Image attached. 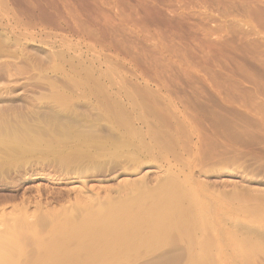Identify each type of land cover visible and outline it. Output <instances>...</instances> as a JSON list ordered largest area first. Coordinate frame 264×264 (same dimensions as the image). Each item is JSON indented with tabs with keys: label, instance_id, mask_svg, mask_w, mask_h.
I'll return each mask as SVG.
<instances>
[{
	"label": "rangeland",
	"instance_id": "rangeland-1",
	"mask_svg": "<svg viewBox=\"0 0 264 264\" xmlns=\"http://www.w3.org/2000/svg\"><path fill=\"white\" fill-rule=\"evenodd\" d=\"M101 1H0V251L13 264L100 253L81 250L74 223L178 179L187 222L159 241L135 232L125 248L100 229L93 244L110 239L108 254L90 264H264V1ZM18 136L30 142L17 148Z\"/></svg>",
	"mask_w": 264,
	"mask_h": 264
},
{
	"label": "bare ground",
	"instance_id": "bare-ground-1",
	"mask_svg": "<svg viewBox=\"0 0 264 264\" xmlns=\"http://www.w3.org/2000/svg\"><path fill=\"white\" fill-rule=\"evenodd\" d=\"M1 1V0H0ZM4 1V0H3ZM92 1H98L99 2V0H92ZM103 1V0H102ZM101 1V2H102ZM145 1V0H144ZM147 1V0H146ZM264 1V0H263ZM105 2V1H104ZM127 2V1H126ZM241 2V1H240ZM243 2V1H242ZM245 2H247V1H245ZM254 2V1H253ZM257 2H259V1H257ZM25 3V2H24ZM97 3V2H96ZM96 3H93V4H96ZM100 4V3H99ZM244 3H241V5H243ZM246 4V3H245ZM245 4L243 5V6H245ZM247 4H249V3H247ZM7 5V4H6ZM92 5V4H91ZM98 5V4H97ZM96 5V6H97ZM257 7H258V5L257 4H255ZM255 5L253 4V6L255 7ZM5 6V5H4ZM101 6V5H100ZM238 6H239V4H238ZM243 6H240V7H243ZM252 6V5H251ZM250 6V7H251ZM252 6V7H253ZM98 7V6H97ZM247 7V6H246ZM249 7V6H248ZM260 7V10H261V7L262 6H259ZM258 7V8H259ZM99 8V7H98ZM7 9V8H6ZM11 9H12V7H11ZM69 9V8H68ZM102 9V8H101ZM147 9V8H146ZM250 9V8H249ZM255 8H252V10H254ZM245 10V9H244ZM248 10V9H247ZM256 10V9H255ZM254 10V11H255ZM260 10L258 9V11L260 12ZM264 10V9H263ZM12 11V10H11ZM250 11V10H249ZM13 13H14V11H12ZM102 12V11H101ZM251 12V11H250ZM256 13H257V10L255 11ZM255 12H253V15H254V13ZM262 12H264V11H262ZM5 13V12H4ZM103 13V12H102ZM17 14V13H16ZM257 14H260V13H257ZM103 15H104V13H103ZM15 16V15H14ZM105 16H106V13H105ZM255 16H256V14H255ZM258 17H260L259 15H258ZM257 16L255 17L256 19H254V20H257V18H258ZM259 20H261V18H259ZM262 21V20H261ZM261 21H260V24H261ZM257 22V21H256ZM263 23V22H262ZM258 25H260L259 23H257ZM263 25V24H262ZM256 32V31H255ZM118 101V100H117ZM116 101V102H117ZM115 102V101H114ZM76 103V102H75ZM78 103H76V105H77ZM118 104V103H117ZM111 105V104H110ZM123 106V105H122ZM121 107V106H120ZM83 108V107H82ZM110 108V107H109ZM97 109V108H96ZM106 109V108H105ZM111 109V108H110ZM114 108H112V110H113ZM66 110V109H65ZM72 109H70V111H71ZM81 110V109H80ZM62 111V110H61ZM69 111V112H70ZM73 111V110H72ZM81 111H84V109L83 110H81ZM88 111V110H87ZM100 112H101V110H99ZM98 111V112H99ZM123 111H125V110H123ZM130 111V110H129ZM74 112V111H73ZM86 112V111H85ZM89 112V111H88ZM99 112V113H100ZM75 113V112H74ZM79 113V112H78ZM81 113V112H80ZM122 113V112H121ZM124 113V112H123ZM131 113V112H130ZM77 114V113H76ZM114 114H115V112H114ZM114 114H113V116H114ZM127 114V113H126ZM40 115V114H39ZM79 115V114H78ZM80 115H82V114H80ZM79 115V116H80ZM117 115V114H116ZM130 115V114H129ZM134 115V114H133ZM49 116V115H48ZM62 116V115H61ZM76 116V115H75ZM74 116V117H75ZM78 116V117H79ZM118 117L120 116V113H118V115H117ZM128 116V115H127ZM135 116V115H134ZM137 116V115H136ZM41 117V116H40ZM82 117V116H81ZM80 117V118H81ZM84 117H86V116H84ZM88 117H90V116H88ZM52 118H54L53 116H52ZM59 118V117H58ZM61 118V117H60ZM64 118V117H63ZM73 118V117H72ZM77 118V117H76ZM92 118H94V117H92ZM115 118H116V116H115ZM129 118V117H128ZM138 118V117H137ZM140 118H141V116H140ZM139 118V119H140ZM54 119H56V118H54ZM73 119H75V118H73ZM121 119V118H120ZM124 119H126V118H124ZM142 119V118H141ZM64 120V119H63ZM62 120V121H63ZM72 120V119H71ZM87 121L86 119H81L80 121H81V123L83 124L85 121ZM129 120V119H128ZM51 121V120H50ZM75 121V120H74ZM73 121V122H74ZM108 121V120H107ZM117 121V120H116ZM120 122H121V120H119ZM123 121H125V120H123ZM131 121V120H130ZM53 122H54V120H53ZM78 122V121H77ZM180 122V121H179ZM45 123V122H44ZM60 123V122H59ZM64 124H65V122H63ZM62 123V124H63ZM70 123V122H69ZM76 123V122H75ZM79 123V122H78ZM87 123V122H86ZM117 123V122H116ZM58 124V123H57ZM95 124V123H94ZM102 124V123H101ZM118 124V123H117ZM124 124H125V122H124ZM128 124H129V122H128ZM54 125V124H53ZM66 125V124H65ZM119 125V124H118ZM130 125H132V124H130ZM72 126V125H71ZM82 126V125H81ZM91 126V125H90ZM89 126V127H90ZM101 126V125H100ZM152 126H154V124L152 125ZM10 127V126H9ZM39 127V126H38ZM66 127H68V126H65V128ZM84 127V126H83ZM92 127V126H91ZM128 127V126H127ZM173 127V126H172ZM11 128V127H10ZM31 128H33L32 126L30 127V129ZM58 128V127H57ZM97 128V127H96ZM96 128H95V126H94V129L96 130ZM131 128V127H130ZM132 128H135V127H132ZM29 129V128H28ZM29 129V130H30ZM35 129H37V128H35ZM35 129H33V130H35ZM41 129V128H40ZM46 129V128H45ZM91 129V128H90ZM93 128H92V131H94V133L96 132L95 130H94ZM103 129H104V127H103ZM203 129H206V128H203ZM208 129V128H207ZM6 130V129H5ZM42 130H44V128H42ZM41 130V131H42ZM58 130H60V129H58ZM68 130V129H67ZM86 130V129H85ZM99 130V129H98ZM132 130V129H131ZM17 130H15V132H16ZM21 131V130H20ZM36 131V130H35ZM38 131V130H37ZM45 131V130H44ZM77 131V130H76ZM75 131V132H76ZM88 131V130H87ZM91 131V130H90ZM4 133H5V131H3ZM22 132V131H21ZM26 132V131H25ZM43 132V131H42ZM48 131L46 130V133H47ZM56 132V131H55ZM65 132H66V129H65ZM78 132V131H77ZM81 132V131H80ZM119 132V131H118ZM133 132H134V129H133ZM136 132V131H135ZM152 132V131H151ZM4 133H3V135H4ZM12 133V132H11ZM23 133V132H22ZM27 133V132H26ZM39 133V132H38ZM45 133V132H44ZM67 133V132H66ZM70 133V132H69ZM68 133V134H69ZM84 133V132H83ZM88 133H89V131H88ZM107 133V132H106ZM105 133V134H106ZM217 133V132H216ZM215 133V134H216ZM28 134V133H27ZM59 134H62V132H59ZM78 134V133H77ZM91 134V133H90ZM114 134V133H113ZM135 134V133H134ZM133 134V135H134ZM138 134H139V132H138ZM11 135V134H10ZM29 135V134H28ZM46 135V134H45ZM47 135H48V133H47ZM63 135V134H62ZM71 135V134H70ZM79 135H81V134H79ZM92 135V134H91ZM91 135H88V136H86L85 134L84 135H81L82 137H85V138H87V137H90ZM95 136H96V134H94ZM99 135V133L97 134V138L99 137L98 136ZM104 135V134H103ZM115 135V134H114ZM13 136H15V135H13ZM17 136V135H16ZM31 136V135H30ZM50 136H51V134H50ZM49 136V137H50ZM61 136V135H60ZM72 136V135H71ZM70 136V137H71ZM93 136V135H92ZM105 137H106V135H104ZM122 136V135H121ZM120 136V137H121ZM134 136H137V133H136V135H134ZM170 136V135H169ZM209 136V135H208ZM211 136V135H210ZM4 137V136H3ZM19 137V136H18ZM25 137V136H24ZM37 137V136H36ZM69 137V138H70ZM104 137V138H105ZM118 136H116V137H113L112 136V138H117ZM120 137H119V139H120ZM22 138L23 137H21V139H20V137H19V139H16V140H14L13 141V144H16L17 145V148H18V146L20 147V148H22V147H24V142L25 141H23L22 140ZM26 138V137H25ZM25 138H23L24 140H27V138L29 139L30 137H27L26 139ZM32 138V137H31ZM52 140H53V138H52V136L50 137ZM72 138V137H71ZM96 138V137H95ZM101 138H102V136H101ZM111 138V137H110ZM11 139V138H10ZM45 139V138H44ZM118 138H117V140H119ZM132 139V138H131ZM134 139V138H133ZM158 139V138H157ZM160 139V138H159ZM158 139V140H159ZM174 139V138H173ZM172 139V140H173ZM30 140V139H29ZM29 140H27V143H28V141ZM38 140V139H37ZM48 140V139H47ZM110 140V139H109ZM127 140V139H126ZM139 140V139H138ZM163 140V139H162ZM162 140H160V141H162ZM12 141V140H11ZM32 141H35V139H33ZM31 141V142H32ZM54 141V140H53ZM56 141V140H55ZM60 141V140H59ZM132 141V140H131ZM131 141H126V142H130V144H131ZM136 141V140H135ZM140 141V140H139ZM30 142V141H29ZM39 142L40 141H36V142H34V144L32 145L31 143H29V144H31L32 146H38V145H40L39 144ZM45 142V141H44ZM48 142V141H47ZM118 142V141H117ZM133 142V141H132ZM137 142V141H136ZM135 142V144H137ZM26 143V144H27ZM74 143V142H73ZM122 143H123V139H122ZM140 143V142H139ZM139 143H138V145H139ZM142 143V142H141ZM8 144V143H7ZM44 144V143H43ZM42 144V145H43ZM64 143H62V145H63ZM98 144H99V142H98ZM103 144V143H102ZM120 144V143H119ZM128 144V143H127ZM142 144H144V143H142ZM146 144V143H145ZM144 144V145H145ZM5 145V144H4ZM11 145H12V143H11ZM74 145V144H73ZM94 145H95V143H94ZM93 145V146H94ZM96 145H97V143H96ZM112 145V144H111ZM123 145V144H122ZM8 146V145H7ZM9 146H10V144H9ZM30 146V145H29ZM29 146H27V147H29ZM50 146V145H49ZM91 146V144L89 145V147ZM93 146H91V147H93ZM104 146V144L102 145V147ZM130 146V145H129ZM2 147V146H1ZM1 147H0V149H1ZM12 147V146H11ZM16 147V146H15ZM25 147H26V145H25ZM31 147V146H30ZM29 147V148H30ZM71 147V146H70ZM73 147V146H72ZM82 147V146H81ZM101 147V143L98 145V146H95V147H93L94 148V150L96 151H98V149L101 151V150H103L105 147H103L102 148ZM146 147V146H145ZM149 147V146H148ZM167 147V145L165 146V148ZM9 148V147H8ZM13 148V147H12ZM11 148V149H12ZM28 148V149H29ZM169 148V147H168ZM171 148V147H170ZM173 148V147H172ZM10 149V150H11ZM24 149V148H23ZM27 149V148H26ZM38 149V148H37ZM40 149V148H39ZM45 149H47V148H45ZM72 149V148H71ZM82 149L83 148H81V151H82ZM84 149H86V148H84ZM83 149V150H84ZM174 149V148H173ZM229 149V148H228ZM63 150V149H62ZM92 150V149H91ZM175 150V149H174ZM222 150H225V151H227L226 150V148L225 149H222ZM19 151V150H18ZM61 151V150H60ZM71 151V150H70ZM76 151H80V150H76ZM80 151V152H81ZM90 152V153H84V154H82L81 155V157L82 156H85V158H81V159H86L87 158V156L86 155H93V156H95V154H96V152ZM105 151V150H104ZM170 151V150H169ZM168 151V152H169ZM176 151V150H175ZM225 151H224V153H225ZM2 152V151H1ZM15 152H16V150H15ZM17 153V152H16ZM69 153V152H68ZM112 153V152H111ZM221 153V152H220ZM229 153V152H228ZM238 153H240V152H238ZM67 154V153H66ZM109 154H110V152H109ZM226 154V153H225ZM231 154H233V152L231 153ZM237 154V153H236ZM241 154V153H240ZM5 155H8V154H5ZM10 155V154H9ZM69 155V154H68ZM71 155V154H70ZM69 155V156H70ZM74 155H76V154H74V153H72V156H74ZM77 155H79V157H80V153H78ZM90 155H89V157H90ZM221 155V154H220ZM228 155V154H227ZM235 155V154H234ZM239 155V154H238ZM238 155H236V156H238ZM69 156H68V158H69ZM229 156V155H228ZM235 156V157H236ZM76 159H77V157L76 156H74ZM118 157V156H117ZM241 157V156H240ZM65 158H67V156L65 157ZM72 158V157H71ZM74 158V159H75ZM91 158H93V157H90V160H91ZM225 158V157H224ZM239 158V157H238ZM73 159V160H74ZM119 159V158H118ZM225 159H227V158H225ZM233 159H234V157H233ZM70 160V158L68 159V161ZM72 160V159H71ZM70 160V161H71ZM78 160H79V158H78ZM86 160H88V158L86 159ZM95 160V159H94ZM81 161V160H80ZM65 162H67V161H65ZM109 162V161H108ZM126 162V161H125ZM125 162H123V163H125ZM88 163V162H87ZM79 164V163H78ZM90 164V163H89ZM136 166V165H135ZM164 175V174H163ZM162 175V176H163ZM174 177V176H173ZM173 177H171L173 180H176V178L174 179ZM170 179V178H169ZM168 179V180H169ZM168 180H166V181H168ZM177 181H180V180H178L177 179ZM177 181H172V180H170V182H167L168 184H166V182H163V184L161 183L159 186H157V187H154V188H150V190L149 189H145V190H143V189H140V191H137L136 193H131V194H129L127 197H125V198H123L121 201L119 200V201H117V202H113V203H107V204H105V206H101V207H97L98 209H93L92 208V211H88L89 213H87L88 215L82 220V221H80L79 223H74L73 225L76 227L77 226V228L78 229H75V227H73V231L74 230H78L79 231V234H80V232H82V234H77V237L78 236H80V237H82V238H80V239H83V240H81V241H83V245L82 244H80L79 245V247L81 248V250H83L82 249V247L84 246V245H87V247L89 246V248H93V249H95V248H98L97 250H100V253H103L104 251H102V250H104V249H102V248H100V247H102V245H100L101 244V242H103L104 241V239L106 238L105 236V238L103 239V241H101L100 242V244L99 245H97V244H93V243H96V239H94L93 240V237H94V235L96 234V231H97V233H99L98 231L101 229H103V234H104V230H111L110 232L111 233H109V234H111V236H110V238H111V240L113 241V242H117V244H118V248H122V246L124 245H122V243L123 242H125L126 241V239H128L129 237H130V235L131 234H135L136 235V233L137 232H144L145 233V236H143V240L145 239L144 237H146L147 238V240H148V238H149V240L150 241H152V240H156V238L157 237H159L161 234H163V235H165V233H167V232H169L170 230H169V228H173V226L174 225H182V222L184 223V221L186 220H184V218H182V216L181 215H183L184 213L186 214V212H183V208H182V205H180L181 203V201L182 202H184V200H181V199H183V198H185L188 194H186L185 192H183L181 189H180V185H181V182H180V185H178L179 184V182H177ZM165 183V184H164ZM184 185V184H183ZM80 188V187H79ZM186 187H184L183 188V190L184 191H186ZM81 191V190H80ZM90 191V190H89ZM187 191H188V189H187ZM186 191V192H187ZM85 192V191H84ZM87 192V191H86ZM85 192V193H86ZM84 193V194H85ZM188 193H189V191H188ZM82 194V193H81ZM90 194V193H89ZM92 194V193H91ZM125 194V193H124ZM190 196V195H189ZM193 197V196H192ZM194 197H196L195 195H194ZM147 198L148 199H151L152 200V203L150 204L149 203V201L148 202H146V204H145V201L147 200ZM187 198V197H186ZM188 199V198H187ZM151 200H150V202H151ZM179 200H181L180 202H179ZM192 200V199H191ZM189 201H190V198H189ZM90 202V201H89ZM148 203V204H147ZM190 203H192V202H190ZM200 203V202H199ZM150 204V205H149ZM199 205V206H198ZM186 206V205H185ZM201 205L200 204H197V206H194V208H192V211L194 212V210L193 209H196L197 207H200ZM187 207V206H186ZM189 207V206H188ZM191 207V206H190ZM196 207V208H195ZM185 209V208H184ZM190 209V208H189ZM197 209H201V207L200 208H197ZM181 210H182V212H183V214H181ZM203 210L204 209H202V212H203ZM201 211V210H200ZM191 212V211H190ZM197 212H199V210H197ZM205 212H207V211H205ZM200 213V212H199ZM188 214V213H187ZM192 213H190V215H191ZM194 214H197L196 213V211H195V213ZM206 214V213H205ZM207 214H208V212H207ZM206 214V215H207ZM82 215V214H81ZM85 215H86V213H85ZM199 215H201V214H199ZM206 215H203V216H206ZM188 216V215H187ZM195 216V215H194ZM198 217L199 216H197V219H198ZM202 217V216H201ZM207 217V216H206ZM67 218V217H66ZM193 218V217H192ZM205 217H203V219H204ZM69 219V218H68ZM73 219V218H72ZM189 218H187V220H188ZM190 219H191V217H190ZM194 219V218H193ZM196 219V218H195ZM206 219H208V218H206ZM65 220V219H64ZM192 220V219H191ZM209 220V219H208ZM74 221H75V218H74ZM193 221H195V220H193ZM205 221V220H204ZM204 221H202V223L204 222ZM62 222V221H61ZM70 222V221H69ZM68 222V223H69ZM185 222H187V221H185ZM189 222H191L190 220H189ZM199 222V221H198ZM206 222V221H205ZM204 222V223H205ZM207 222H210V221H207ZM60 223V222H59ZM72 223H73V221H72ZM71 223V224H72ZM192 223V222H191ZM62 224H65L66 225V223L64 222V223H62ZM70 224V223H69ZM192 225H193V223H192ZM202 225V224H201ZM203 225H205V224H203ZM58 226V228H59V225H57ZM56 226V227H57ZM67 226V228L68 227H70V226H68V225H66ZM66 226H64V227H66ZM72 226V225H71ZM172 226V227H171ZM185 226V225H184ZM186 226H187V224H186ZM189 226V225H188ZM207 226H209V225H207ZM177 227V226H176ZM180 227V226H179ZM178 227V228H179ZM201 227V226H200ZM205 227H206V225H205ZM54 228V227H53ZM60 228H61V225H60ZM183 228V227H182ZM199 228V227H198ZM202 228V227H201ZM57 229V228H56ZM63 229V228H62ZM184 229V228H183ZM191 229H193V227L191 228L190 227V230ZM208 229V228H207ZM70 230V229H69ZM68 230V231H69ZM169 230V231H168ZM189 230V231H190ZM196 230H197V226H196ZM204 230H205V228H204ZM67 231V232H68ZM73 231H70V233L71 232H73ZM77 231V232H78ZM178 231V230H177ZM181 231H183V230H181ZM185 231V230H184ZM183 231V232H184ZM188 231V232H189ZM192 231H194V230H192ZM199 231V230H198ZM76 232V231H75ZM75 232H73V234L75 233ZM108 231H106V233H107ZM136 232V233H135ZM58 233V232H57ZM95 233V234H94ZM100 233H102L101 231H100ZM63 234H66L65 232L63 233ZM62 234V235H63ZM94 234V235H93ZM140 234V233H139ZM61 235V234H60ZM69 235L70 234H68V237H69ZM74 235H76V233L74 234ZM100 236H102L101 234H99ZM163 235H161L162 236V238H161V236H160V238L161 239H163ZM54 236H56V235H54ZM67 236V235H66ZM73 236V235H72ZM109 236H108V238H109ZM137 236H138V234H137ZM12 237V236H11ZM53 237V236H52ZM51 237V238H52ZM60 237V236H59ZM67 237V238H68ZM103 237V236H102ZM132 237V236H131ZM13 238V237H12ZM57 237H55V239H56ZM63 238V237H62ZM79 238H78V240H79ZM98 238V237H97ZM107 238V239H108ZM193 238V237H192ZM8 239V238H7ZM59 239V238H58ZM65 239H66V237H65ZM73 239V238H72ZM75 239V238H74ZM77 239V238H76ZM141 239H142V237L141 238H139V240L141 241ZM158 239V238H157ZM161 239H160V241H161ZM10 240H12V239H10ZM57 240V239H56ZM55 240V241H56ZM67 240V239H66ZM70 240V243H71V239H69ZM101 240H102V238H101ZM110 240V239H109ZM109 240L108 241H106V239H105V241L103 242V243H105V244H107L108 242H109ZM125 240V241H124ZM129 240V239H128ZM148 240V241H149ZM14 241V240H13ZM63 241V240H62ZM145 241H146V239H145ZM158 241H159V239H158ZM201 242H203L204 241V239H203V241L202 240H200ZM1 242V241H0ZM10 242V241H9ZM51 242V241H50ZM49 242V243H50ZM60 242H61V240H60ZM68 242V240L66 241V243ZM74 242H75V240H74ZM79 242V241H78ZM111 242V241H110ZM147 242V241H146ZM145 242V243H146ZM156 242V241H155ZM155 242H149L150 244H152V243H155ZM4 243V242H3ZM14 243V242H13ZM54 243V242H53ZM65 243V242H64ZM142 242H140V244H141ZM144 243V244H145ZM157 243V242H156ZM198 243L200 244V242L198 241ZM196 244V246L198 245L199 246V244ZM204 243V242H203ZM208 243V242H207ZM7 243H5L4 245H6ZM14 244H16V243H14ZM39 245L38 246H40V244L41 243H38ZM43 244V243H42ZM46 244H48V243H46ZM55 244V243H54ZM68 244V243H67ZM73 244V243H72ZM112 244V243H111ZM111 244H109V245H111ZM117 244H116V246H117ZM128 244V243H127ZM137 244V246H139L138 245V243H136ZM143 244V245H144ZM45 245V244H44ZM49 245V244H48ZM50 245H52L51 243H50ZM56 245H58V244H56ZM109 245H108V249H109ZM115 245V243H113L112 244V248H113V246ZM142 245V244H141ZM140 245V246H141ZM147 245V244H146ZM153 245H156V244H153ZM151 246L150 248H152V247H154V246ZM204 245V244H203ZM254 245V244H253ZM1 246V245H0ZM8 246V245H7ZM60 246V245H59ZM62 246V245H61ZM60 246V247H61ZM64 246V245H63ZM73 246V245H72ZM106 245H103V248L105 247ZM129 246V245H128ZM139 246V247H140ZM147 246H150V245H147ZM146 246V247H147ZM194 246L195 245H193V248H194ZM205 246V245H204ZM203 246V247H204ZM208 246V245H207ZM255 246V245H254ZM2 247V246H1ZM10 248H11V246H9ZM41 247V246H40ZM107 247V246H106ZM124 248H125V246H123ZM131 247H133V246H131ZM138 247V248H139ZM203 247L201 246V248L203 249ZM6 248V247H5ZM46 248H47V246H46ZM53 248V247H52ZM59 248V247H58ZM62 248V247H61ZM60 248V251L62 250ZM64 248V247H63ZM65 248H67V247H65ZM75 249H78V247H74ZM80 248H79V250H80ZM84 248H86V247H84ZM115 248V247H114ZM200 248V250L202 251V249ZM2 249H4V247L2 248ZM48 249H49V246H48ZM51 249V248H50ZM54 249H55V247H54ZM107 249V248H106ZM105 249V250H106ZM110 249H111V246H110ZM116 249H117V247H116ZM208 249H210L209 248V246L207 247V249H206V254H205V251H204V255H207L208 254V256H209V252L207 251ZM43 250V249H42ZM67 251L68 249H64L62 252L65 254V252L64 251ZM69 250H73V249H69ZM121 251H122V249H120ZM129 250H131L132 251V249H129ZM135 250H136V248H135ZM45 251H46V249H45ZM44 251V252H45ZM56 253H57V250H54ZM59 250H58V253L60 252ZM83 251H87L86 252V254H82V255H84V256H77V258H79V259H76V256H70V257H72V258H68V261L67 262H65L66 264H90V263H92V262H96L97 260H101V259H103V256H105L106 254H108V253H105L103 256H102V258L101 259H99L98 257L100 256V255H102V254H100V253H98V251H96V250H94V251H92V250H90V252H92V253H90L88 250H83ZM82 251V252H83ZM102 251V252H101ZM108 251V250H107ZM111 251H114V250H110L109 252H111ZM137 251V250H136ZM136 251H133V252H135L136 253ZM194 251H196V250H193V252ZM201 251L199 252L198 250H197V252H199V254H202L201 253ZM7 252H9V251H7ZM81 252V253H82ZM123 253H124V251H122ZM128 252V251H127ZM203 252V251H202ZM43 253V252H42ZM52 253V252H51ZM55 253V254H56ZM69 253V252H68ZM72 254H73V252H71ZM76 253H78L77 251L74 253V255H76ZM80 253V252H79ZM113 253V252H112ZM111 253V254H112ZM118 253V255H119V252H117ZM54 254V255H55ZM62 254V253H61ZM67 254V253H66ZM65 254V256H67ZM70 254V253H69ZM68 254V255H69ZM100 254V255H99ZM115 254V253H114ZM113 254V255H114ZM120 254L121 255H123L121 252H120ZM125 254V253H124ZM128 254V253H127ZM212 254V253H211ZM43 255H44V253L42 254V258H43ZM47 255H48V252H47ZM47 255H45V256H47ZM60 255V254H59ZM58 255V256H59ZM99 255V256H98ZM131 255V254H130ZM135 255V254H134ZM137 255V254H136ZM196 254H194V256H195ZM204 255H201L202 257L204 256ZM9 256H10V253H9ZM8 256V254H6L4 251H0V264H10V263H12L13 264V262H12V260H15V257H13V259H11V257H9ZM115 256V255H114ZM113 256V257H114ZM163 256V255H162ZM191 256V255H190ZM199 256V255H198ZM201 256H200V258H201ZM211 256V255H210ZM48 257V256H47ZM61 257H62V255H61ZM68 257V256H67ZM113 257H112V259H113ZM116 257V256H115ZM137 257V256H136ZM154 257V256H153ZM197 257V256H196ZM205 257V256H204ZM203 257V258H204ZM214 257V256H213ZM42 258H40L39 257V259H41L42 260ZM56 259H57V261H58V259L59 258H57V257H55ZM109 258V257H108ZM194 258V257H193ZM46 259V258H45ZM49 259V258H48ZM53 259V258H52ZM64 260H65V257L63 258ZM67 259V258H66ZM196 259V258H195ZM202 259V258H201ZM208 260H209V258H207ZM41 260H39V262L41 261ZM50 261H51V259H49ZM55 260V259H54ZM104 260V259H103ZM102 260V261H103ZM108 260V259H107ZM106 260V261H107ZM197 260H200V259H197ZM197 260H195V261H197ZM211 260H212V258H211ZM56 261V260H55ZM54 261V262H55ZM110 261V260H109ZM207 261V260H206ZM206 261H203V263L205 264V262ZM38 262V263H39ZM59 262H61V260L59 261ZM58 262V263H59ZM64 262V261H63ZM146 262V261H145ZM190 262V261H189ZM202 262V261H201ZM208 262V261H207ZM209 262H211L210 260H209ZM212 262H214L213 260H212ZM211 262V264H213ZM15 263H16V261H15ZM49 263V262H48ZM56 263V262H55ZM105 263H107V262H105ZM191 263V262H190ZM200 263V262H199ZM17 264V263H16ZM42 264V263H41ZM47 264V263H46ZM50 264V263H49ZM57 264V263H56ZM97 264H99V261H98V263ZM103 264V263H102ZM108 264V263H107ZM148 264V263H147ZM154 264V263H153ZM192 264H196V263H194V260H193V262H192ZM198 264V263H197ZM202 264V263H201ZM207 264H209V263H207ZM248 264V263H247ZM250 264H251V262H250Z\"/></svg>",
	"mask_w": 264,
	"mask_h": 264
}]
</instances>
